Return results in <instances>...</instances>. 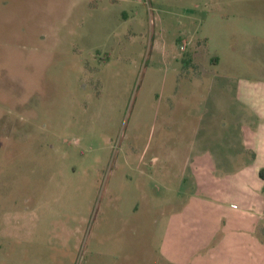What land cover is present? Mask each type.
I'll list each match as a JSON object with an SVG mask.
<instances>
[{
	"label": "rangeland",
	"instance_id": "1",
	"mask_svg": "<svg viewBox=\"0 0 264 264\" xmlns=\"http://www.w3.org/2000/svg\"><path fill=\"white\" fill-rule=\"evenodd\" d=\"M261 106L264 0H0V264H264Z\"/></svg>",
	"mask_w": 264,
	"mask_h": 264
},
{
	"label": "crops",
	"instance_id": "2",
	"mask_svg": "<svg viewBox=\"0 0 264 264\" xmlns=\"http://www.w3.org/2000/svg\"><path fill=\"white\" fill-rule=\"evenodd\" d=\"M247 105H245L246 107ZM251 106V105H250ZM254 113L259 117L260 120V131L259 133L256 135V141L253 144L254 149H255V153H254V160H263L262 155H264V109L261 107H258L257 109L254 108ZM264 165V163H262ZM264 169V168H262ZM261 170V169H260ZM264 200V198H263ZM263 209H264V205H263ZM264 244V243H263ZM264 258V252H261L260 254V259Z\"/></svg>",
	"mask_w": 264,
	"mask_h": 264
},
{
	"label": "trees",
	"instance_id": "3",
	"mask_svg": "<svg viewBox=\"0 0 264 264\" xmlns=\"http://www.w3.org/2000/svg\"><path fill=\"white\" fill-rule=\"evenodd\" d=\"M259 176H260L262 179H264V169H261V170L259 171Z\"/></svg>",
	"mask_w": 264,
	"mask_h": 264
}]
</instances>
